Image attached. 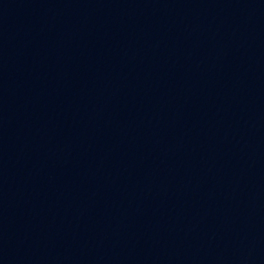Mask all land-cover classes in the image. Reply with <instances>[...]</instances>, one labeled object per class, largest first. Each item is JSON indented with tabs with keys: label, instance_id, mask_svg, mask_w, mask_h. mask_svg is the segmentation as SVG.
<instances>
[{
	"label": "water",
	"instance_id": "95a60500",
	"mask_svg": "<svg viewBox=\"0 0 264 264\" xmlns=\"http://www.w3.org/2000/svg\"><path fill=\"white\" fill-rule=\"evenodd\" d=\"M0 264H264V0H0Z\"/></svg>",
	"mask_w": 264,
	"mask_h": 264
}]
</instances>
